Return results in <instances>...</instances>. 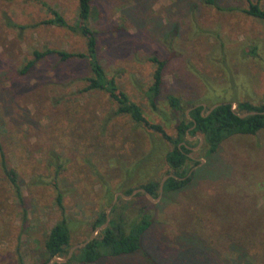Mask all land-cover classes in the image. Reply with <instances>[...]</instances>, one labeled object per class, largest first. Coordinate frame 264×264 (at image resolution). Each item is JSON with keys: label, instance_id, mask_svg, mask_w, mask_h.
<instances>
[{"label": "rangeland", "instance_id": "obj_1", "mask_svg": "<svg viewBox=\"0 0 264 264\" xmlns=\"http://www.w3.org/2000/svg\"><path fill=\"white\" fill-rule=\"evenodd\" d=\"M38 1L74 22L77 0ZM175 2L133 7L134 0H91L96 17L90 21L107 73L169 135L175 117L166 93L207 104L264 99V26L241 11L246 1L217 0V9L187 0L183 15ZM258 3L264 10V0ZM47 17L37 0H0V144L24 199L19 205L0 167V264L41 261L45 234L59 219L53 183L69 217V249L94 231L90 223L100 209L130 200L152 211L140 251L70 264H264V128L231 135L211 154L196 135L190 155L198 163H187L192 177L185 186L158 191L153 201L123 194L148 179L160 181L170 145L127 115H112L115 104L104 92L79 91V59L50 57L18 73L33 49L85 50L79 33L39 23ZM149 54L165 60L156 110L143 94ZM106 191L111 200L104 206Z\"/></svg>", "mask_w": 264, "mask_h": 264}, {"label": "trees", "instance_id": "obj_2", "mask_svg": "<svg viewBox=\"0 0 264 264\" xmlns=\"http://www.w3.org/2000/svg\"><path fill=\"white\" fill-rule=\"evenodd\" d=\"M175 1L173 3L175 13L183 15L188 9L186 6L187 0ZM216 1L190 0V3L192 5L203 3L217 9H222ZM245 1L247 4L241 11L261 20L264 26V10L260 7L258 0ZM37 2L48 13V17L42 19L39 23L54 25L79 33L84 39L85 50L83 52H68L53 48H44L43 50L33 49L31 52L32 58L26 61L22 68L18 70V73L25 74L35 63L44 59L47 60L50 57L64 62L72 61L74 58L79 59L81 66L84 67L83 72L81 70L84 74L79 78L83 81V86L79 88V91L88 92L90 90H100L104 92L115 104L112 115H127L134 123L155 131L161 139L169 143L170 148L163 155V161L167 167L164 175L171 174L172 176L164 180L162 184L163 192L178 190L190 181L192 172L187 175V163H198L190 155L191 149L196 145L197 141L191 140L190 138L200 135L203 147H205V153L211 154L224 139L231 135H252L264 128V99L260 104H253L244 100L216 101L207 104L206 102H187L182 100L178 95L166 93L164 95L165 103L170 113L175 117L174 135L167 134L161 124L150 122L143 116L139 105L129 99L126 93L119 88L115 76L108 74L105 70L102 63V54H100L101 44L97 31L90 26L91 19L96 17L95 8L91 5V0H77L76 17L72 24L66 22L58 11L44 2L38 0ZM134 2L135 5L133 7L142 3L143 0H134ZM228 9L233 8L230 7ZM146 60L152 65V71L150 74V83L143 90V94L149 108L156 110L158 107L157 100L164 83L163 71L165 60L155 54H149ZM216 103L219 104L207 112ZM245 111H254L255 113L243 117L238 116L239 113ZM187 136L190 138H187ZM147 157L148 155H144L143 161ZM0 167L19 205L23 206L24 199L17 181V174L13 168L6 164L1 144ZM57 173L58 170L56 168L55 174ZM158 184L159 181L148 179L137 188H142L151 198H155L158 193ZM52 186L54 188V202L59 211V219L50 226L45 234L42 259L37 264H47L52 257L63 258L70 247L71 228L69 225V217L65 215L62 193L58 190L55 183ZM133 189H125L123 194L129 195ZM140 194L144 195L143 192H136L133 196H139ZM105 197L104 206H107L110 204L111 192L106 191ZM144 199L148 202L146 197ZM104 222L105 211L100 209L92 218L90 230H95ZM151 224L152 211L146 204L140 205L137 208L130 200H126L122 204H112L108 212L107 223L104 227L97 229L91 240L73 251L69 259L65 262L53 261L51 264H70L72 260L81 263H91L104 257L134 254L141 250L143 236ZM237 255H239L238 252ZM20 262L23 264L22 261Z\"/></svg>", "mask_w": 264, "mask_h": 264}, {"label": "water", "instance_id": "obj_3", "mask_svg": "<svg viewBox=\"0 0 264 264\" xmlns=\"http://www.w3.org/2000/svg\"><path fill=\"white\" fill-rule=\"evenodd\" d=\"M218 104H219V103L213 104V105L207 110V112H209L211 109H213V108H214L216 105H218ZM203 106H204V105H203ZM207 112H206V113H207ZM263 112H264V110H263ZM253 113H255V112H254V111H245V112H241V113H239L238 116H239V117H243V116H246V115H249V114H253ZM187 138H190V137L187 136ZM198 139H199V143H200L201 140H202L200 135H198ZM200 161H201V159H200ZM188 174H189V172L187 173V175H188ZM169 176H172V175H171V174H165V175L162 176V178L160 179L159 184H158V191H159V193L162 191V184H163L164 180H165L167 177H169ZM134 192H143V193L147 196L148 199H150V200H152V201L155 200V199H152V198L149 196V194L145 193L144 190H143L142 188H136V189L132 190V191L130 192L129 195H132ZM124 197H128V196H124ZM109 208H110V206H109V207L107 208V210L105 211V222H104L101 226L97 227L96 229H99V228L104 227L105 224L107 223V221H108V210H109ZM96 229H95V230L89 235V237L86 238L83 242L78 243V244L72 246V247L67 251V254H66L63 258L52 257V258L48 261V263L51 262V261L65 262V261L71 256V254H72V252H73V250H74L75 248L82 247L83 245H85L89 240H91V239L94 237V235H95V233H96Z\"/></svg>", "mask_w": 264, "mask_h": 264}]
</instances>
